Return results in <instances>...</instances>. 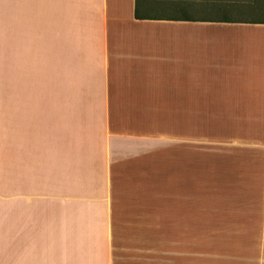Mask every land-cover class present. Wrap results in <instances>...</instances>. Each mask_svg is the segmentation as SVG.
Listing matches in <instances>:
<instances>
[{
  "label": "crops",
  "instance_id": "obj_1",
  "mask_svg": "<svg viewBox=\"0 0 264 264\" xmlns=\"http://www.w3.org/2000/svg\"><path fill=\"white\" fill-rule=\"evenodd\" d=\"M66 112L90 114L110 187L113 143L167 114L170 224L237 218L264 240V0H0V264L18 211L58 194Z\"/></svg>",
  "mask_w": 264,
  "mask_h": 264
},
{
  "label": "rangeland",
  "instance_id": "obj_2",
  "mask_svg": "<svg viewBox=\"0 0 264 264\" xmlns=\"http://www.w3.org/2000/svg\"><path fill=\"white\" fill-rule=\"evenodd\" d=\"M40 25L34 4V30ZM89 117L65 113L58 194L54 181L42 204L18 211L17 264H106L111 247L113 264H264V240L255 235L261 231L256 225L230 217L219 222L209 217L202 227L170 224L169 202L176 194L167 183V114H153V128L142 132L152 136L127 134L113 143L111 187L104 146L88 143L96 140L88 138L94 130ZM126 128L122 131L136 133ZM108 218L114 224L112 241L106 239ZM178 231H189L188 240L171 241ZM177 249L187 257L180 258Z\"/></svg>",
  "mask_w": 264,
  "mask_h": 264
},
{
  "label": "clouds",
  "instance_id": "obj_3",
  "mask_svg": "<svg viewBox=\"0 0 264 264\" xmlns=\"http://www.w3.org/2000/svg\"><path fill=\"white\" fill-rule=\"evenodd\" d=\"M9 5H5V8H8ZM66 7L68 8H72V7H76V5L74 4H67ZM34 42H35V50L33 52V58L34 60L40 61L42 60L44 53H45V45H44V40L42 36H37L34 38Z\"/></svg>",
  "mask_w": 264,
  "mask_h": 264
},
{
  "label": "trees",
  "instance_id": "obj_4",
  "mask_svg": "<svg viewBox=\"0 0 264 264\" xmlns=\"http://www.w3.org/2000/svg\"><path fill=\"white\" fill-rule=\"evenodd\" d=\"M136 18H137V19H140L139 15H138L137 13H136Z\"/></svg>",
  "mask_w": 264,
  "mask_h": 264
}]
</instances>
